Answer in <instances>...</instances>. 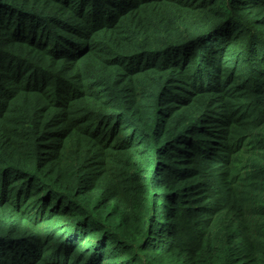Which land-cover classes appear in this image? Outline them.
<instances>
[{
	"label": "trees",
	"instance_id": "16d2710c",
	"mask_svg": "<svg viewBox=\"0 0 264 264\" xmlns=\"http://www.w3.org/2000/svg\"><path fill=\"white\" fill-rule=\"evenodd\" d=\"M0 264H264V0H0Z\"/></svg>",
	"mask_w": 264,
	"mask_h": 264
}]
</instances>
